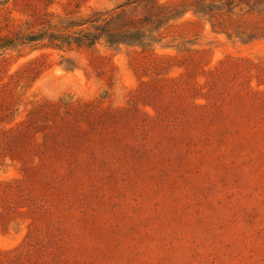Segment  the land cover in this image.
<instances>
[{
  "label": "rangeland",
  "instance_id": "rangeland-1",
  "mask_svg": "<svg viewBox=\"0 0 264 264\" xmlns=\"http://www.w3.org/2000/svg\"><path fill=\"white\" fill-rule=\"evenodd\" d=\"M4 39L0 264H264V0H0Z\"/></svg>",
  "mask_w": 264,
  "mask_h": 264
},
{
  "label": "trees",
  "instance_id": "trees-1",
  "mask_svg": "<svg viewBox=\"0 0 264 264\" xmlns=\"http://www.w3.org/2000/svg\"><path fill=\"white\" fill-rule=\"evenodd\" d=\"M43 38H47L51 44H55V43L68 44L71 42L68 38L57 37V35L55 34H49L47 36L43 35L42 37L41 35L33 36V37H22L19 39L18 45H25V44L37 42ZM86 40L89 41V44H92V42L94 41L93 39H86ZM77 41L78 39H75V42ZM16 44L17 43H14V40L4 39L0 42V49H7L9 47L15 46Z\"/></svg>",
  "mask_w": 264,
  "mask_h": 264
}]
</instances>
